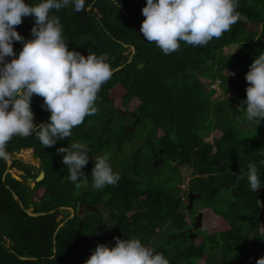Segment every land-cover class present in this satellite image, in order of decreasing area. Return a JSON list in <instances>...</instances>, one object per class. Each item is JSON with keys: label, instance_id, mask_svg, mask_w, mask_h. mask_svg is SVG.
<instances>
[{"label": "trees", "instance_id": "16d2710c", "mask_svg": "<svg viewBox=\"0 0 264 264\" xmlns=\"http://www.w3.org/2000/svg\"><path fill=\"white\" fill-rule=\"evenodd\" d=\"M145 4L86 0L79 12L71 4L53 10L69 49L85 55L89 50L106 52L111 69L121 67L101 85L96 112L86 115L71 137L43 146L35 135H14L6 143L12 163L0 158V264H83L98 243L114 245L115 236L141 238L170 264H195L194 259L202 264H256L264 255V184L255 192L246 178L251 161L264 182V138L242 134L240 128L246 119L245 74L264 51V14L248 0H239L238 19L219 38L197 46L181 41L177 50L165 54L140 33ZM251 23L260 30L251 29ZM33 24L34 16L28 15L15 27L28 38ZM232 44L238 49L226 54L225 47ZM22 46L14 41L17 55ZM215 80L229 92L221 103L211 98L215 90L210 82ZM117 87L122 91L119 105L111 94ZM42 103L43 97L34 94L37 123L50 115ZM130 107L140 117L136 126L144 131L139 145L134 144L135 131L120 120L122 110ZM71 140L84 141L89 148L85 175L78 182L68 179L64 153L56 150ZM125 144L133 147L131 153L124 152ZM28 147L41 160L39 170L18 155ZM98 154H106L120 174L117 184L100 190L91 186L93 156ZM182 165L192 167L183 194L178 186ZM164 166L174 175L163 174ZM42 170L44 176L37 180ZM190 191L199 193L203 208L221 221L218 230L189 236L184 198ZM79 203L98 210L89 208L81 215ZM63 206L73 207L74 215L69 217L71 210ZM101 206L111 213V223Z\"/></svg>", "mask_w": 264, "mask_h": 264}, {"label": "clouds", "instance_id": "9594fccd", "mask_svg": "<svg viewBox=\"0 0 264 264\" xmlns=\"http://www.w3.org/2000/svg\"><path fill=\"white\" fill-rule=\"evenodd\" d=\"M69 4L79 12L86 0H0V158H7L5 145L14 135H35L43 146H51L71 137L72 129L97 110L98 91L112 74L109 55L69 49L60 18L53 12ZM238 5L239 0H146L140 33L165 54L177 50L181 41L205 45L236 22ZM28 15L34 16V24L31 36L25 38L15 26ZM14 41L23 42L18 55ZM245 77L248 84L242 105L246 119L260 121L264 118V51L252 60ZM34 94L43 97L42 107L50 112L46 122L34 119ZM56 150L64 153L68 179L78 182L89 161L87 143L71 140ZM93 159L91 186L100 190L117 184L120 174L109 157L98 154ZM246 178L252 191L264 184L251 161ZM114 239V245L98 243L83 264H170L162 252L139 237ZM256 264H264V255Z\"/></svg>", "mask_w": 264, "mask_h": 264}, {"label": "rangeland", "instance_id": "374dc122", "mask_svg": "<svg viewBox=\"0 0 264 264\" xmlns=\"http://www.w3.org/2000/svg\"><path fill=\"white\" fill-rule=\"evenodd\" d=\"M248 3L254 6V9L261 11L264 14V0H248ZM250 28L253 30H260L261 26L259 24L256 23H251L250 24ZM238 49V44H232L229 45L227 47H225L224 52L226 54H233L235 53V51ZM207 81V79L205 80ZM215 92L212 95V100L214 102H223V98L227 95L229 96V92H226V90H224L220 85L216 86V88H214ZM121 88L117 87L115 89L112 90V95L114 96L117 104L119 105L120 103V94H121ZM231 102H234V99L231 98ZM135 102L132 103V107H134ZM127 109L129 111H131V108ZM132 116V115H130ZM130 116L126 115L120 118V120L122 121L124 128H128L131 127L135 121V118H131ZM140 121V120H139ZM138 121V122H139ZM240 128H241V133L245 134V135H250V136H258L261 138H264V122L262 123L261 121H253L250 122L246 119L242 120L241 124H240ZM129 131H135V140H134V144L135 145H139L142 142V139L144 137V131L140 130V127L136 126L134 128H130ZM132 146L125 144L124 145V152L126 153H131L132 152ZM18 155L25 161L28 162L32 165H34L36 167L37 170H39V157L35 156L34 152H30V157L27 156V153L20 151L18 153ZM162 163V162H160ZM159 163V164H160ZM157 164V165H159ZM180 170V177L181 180L178 182V186L181 188V190L187 189V184H188V180L191 176L192 173V167L187 166V165H182L180 167H178ZM162 173H166L167 175H174V173H171L170 169L168 166H164L161 169ZM84 187V185H80L79 189ZM188 199L189 196H186L184 198V203L188 204ZM187 209V208H186ZM185 209V210H186ZM86 210L85 208H82L80 210V214L82 215ZM187 211V210H186ZM190 212L187 213V217H186V221L188 222V224H190L193 215L198 214L199 212H202V218L200 221V224L198 227L194 226L193 228V232H194V237L196 236H202L205 234V232H211L213 230H218L220 228L221 221H218V219L216 217H212V215L209 213V211L205 210L203 208V204L201 202V200L195 199L194 200V205L191 208V210H189ZM106 215V214H105ZM196 223V220H195ZM193 237V238H194ZM216 256H219V252L216 251ZM195 264H202V260H198V259H194Z\"/></svg>", "mask_w": 264, "mask_h": 264}, {"label": "water", "instance_id": "95a60500", "mask_svg": "<svg viewBox=\"0 0 264 264\" xmlns=\"http://www.w3.org/2000/svg\"><path fill=\"white\" fill-rule=\"evenodd\" d=\"M132 48L135 49L134 46H132ZM120 67H121V66H118L117 68H114V69L112 70V72H113L114 70L120 68ZM122 113H123V116H126L127 114H129V115H132V116L135 118V121H134L133 125H132L131 127H128L127 130L130 129V128H134L135 125L137 124V122L140 120V117H139L136 113L131 112V111H129V110H122ZM43 122H45V121H43ZM26 150H30V151L34 152V148H33V147H28V148H23V149H21V151H23V152L26 151ZM160 152H161V153L163 152V148L160 149ZM6 159H7V164H8V166L11 165V163H12V159H11L10 157H8V156H7ZM162 161H163V157L161 156V157H160V162H162ZM155 164L157 165V161H155ZM6 172H7V170H6ZM43 176H44V171H41L40 174L37 176L36 179H37V180H40V179L43 178ZM16 177H17L18 179L21 178L19 175H16ZM32 179H33L32 177H29V178H28L29 181H32ZM188 196H189V199H188V204H187V210H191V208H192L193 205H194V200L197 199V198H199V197H200V194H199V193H193L192 191H190ZM15 198L18 200V196H17V195H15ZM64 207H66V206H63V208H64ZM135 207H136V205H134V206L131 208V210H134ZM66 208H69V209L71 210V214H70L69 217H72V216L74 215V213H75L74 208L71 207V206H67ZM89 208H90V209H94V210H96V207H93V206H86V209H89ZM27 212H28L30 215H38V214H39V213H34V212H32V211H29V210H27ZM41 213H42V212H41ZM69 217H68V218H69ZM68 218H67V219H68ZM201 218H202V212H199V213L197 214V217H196V223H195V226H196V227L199 226L200 221H201ZM67 219H66V220H67ZM63 223H64V222H61V223L59 224L58 227H60L61 225H63ZM189 232H190V236H191V238H193V237H194L193 229H191ZM22 258L25 259V258H27V257L22 256ZM30 258H31V259H34L35 257H30Z\"/></svg>", "mask_w": 264, "mask_h": 264}, {"label": "flooded vegetation", "instance_id": "af4514ba", "mask_svg": "<svg viewBox=\"0 0 264 264\" xmlns=\"http://www.w3.org/2000/svg\"><path fill=\"white\" fill-rule=\"evenodd\" d=\"M27 156H28V154H27ZM158 159L160 160V156H158ZM41 164V160L39 159V165ZM185 190V189H184ZM184 190H181V188H180V193L181 194H183V192H184ZM188 202V201H187ZM101 207H103V209H104V206H101ZM83 207L81 206V204L79 203V206H78V208H77V212L78 213H80V210L82 209ZM96 210H98L97 208H96ZM187 210V209H186ZM100 212H102L103 213V215L106 217V219H108V223H111L114 219L112 218V215H111V213L108 211V209H104V211H100ZM188 212H190L189 210H187V211H185V213H186V217H187V213ZM106 214V215H105ZM185 217V218H186ZM196 217H197V214H195V215H193V218H192V220H191V222H190V226L187 228V231H188V234H189V236H190V230L191 229H193L194 228V226H195V220H196ZM191 237V236H190Z\"/></svg>", "mask_w": 264, "mask_h": 264}, {"label": "built area", "instance_id": "2783aa9c", "mask_svg": "<svg viewBox=\"0 0 264 264\" xmlns=\"http://www.w3.org/2000/svg\"><path fill=\"white\" fill-rule=\"evenodd\" d=\"M219 80H215V81H212V82H210V86L212 87V88H216V86H218L219 85Z\"/></svg>", "mask_w": 264, "mask_h": 264}, {"label": "bare ground", "instance_id": "6f19581e", "mask_svg": "<svg viewBox=\"0 0 264 264\" xmlns=\"http://www.w3.org/2000/svg\"><path fill=\"white\" fill-rule=\"evenodd\" d=\"M24 152H25V153H27V154H28V156L30 157V155H29V154H30V152H31L30 150H26V151H24ZM42 171H43V170H42Z\"/></svg>", "mask_w": 264, "mask_h": 264}]
</instances>
